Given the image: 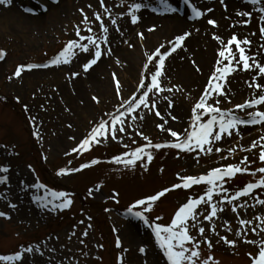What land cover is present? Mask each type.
<instances>
[{
	"label": "rangeland",
	"instance_id": "rangeland-1",
	"mask_svg": "<svg viewBox=\"0 0 264 264\" xmlns=\"http://www.w3.org/2000/svg\"><path fill=\"white\" fill-rule=\"evenodd\" d=\"M181 1H176L178 6ZM134 3L148 5L138 13L140 22L136 25L130 23L129 16ZM62 5L65 8L58 11L57 8ZM230 5L232 9L226 5L214 6L212 9H216L209 12L211 7L200 4L198 8L205 13L200 20L189 19L187 8L177 13H153L151 9L159 7V0H103V4L101 0H12L10 5H0V52L6 53L0 60V167L10 168L8 182L0 184V212L6 215V218L0 217V256L15 255L32 247L34 251L25 254L23 264H120L121 256L124 257V264H166L161 250L156 248L153 239L151 241L153 234L142 223L140 224L144 226L145 233L136 228L137 238L134 244L124 241L123 232L132 224L125 219L122 212L124 209L128 211L137 203L134 202L137 199H147V196L164 191L165 187L183 182L181 177L199 176L215 168L236 165L248 169L246 173H239L241 176L253 173L264 175L259 172L264 167V162L259 159L260 153L264 152V124L239 125L231 136L225 134L221 141L213 140L211 153L198 149L189 153L173 148L152 147L142 154L143 159L138 160L135 165L126 167L123 160L119 164L115 160L117 156L129 158L126 154L140 147L177 142L169 131H162L158 127L162 123L166 129L179 133L181 140L187 138L193 130L196 114L202 117L200 123H207L213 114L195 109L206 91L210 95L208 103L219 107L222 113L251 119L252 113L264 111V105L249 109L247 113L238 108L250 100L258 99L264 94V90L245 98L248 95H244L242 91H246V84L233 82L239 74L251 75L258 69L253 66L250 71L243 70L235 44L232 46L236 57L234 61L224 60L219 56L221 51L227 54L228 41L235 35L241 40L251 41L250 47L242 45L246 48V54L252 57L250 64L258 62L264 66V34L261 33V27L264 26L261 16L264 13L258 11L259 7L264 6V2L256 11L250 12V24L245 23L247 16L238 15L241 12L235 4ZM29 8L35 10L37 15L33 16L25 11ZM9 10L17 11L16 16L21 18L39 19V26L34 23L25 26L15 24L10 19ZM217 10L222 14L220 24L226 31L231 29L225 36L223 33L225 38L217 32V26L208 23V20L214 18L218 23ZM145 11L158 19L176 17L184 20L190 25L186 32L190 35L185 40V44L190 47L178 49L165 62V76L161 79V86L165 91L149 94L150 108L142 106L138 109L139 115L124 113V130L118 131L115 139L110 135L98 137L99 143L93 141L86 149L80 150L79 144L89 138L99 124L111 121L112 116L122 112L132 97L139 98L142 91L139 85L146 83L153 72L155 62L149 63V57L157 50L169 51L174 39L181 34H172L164 42L158 41L151 46L150 36L143 34V38L140 37L144 28L142 15ZM97 13L104 21L103 26L96 19ZM85 15L88 17L87 22ZM43 17H47V22L41 20ZM111 20H116L117 24L113 25ZM103 27L109 29V41L101 43V60L91 70L84 71L83 65L88 56L78 47L68 56L69 63H51L53 58H58L64 52L71 41L88 43L77 36V31L81 36H95L97 42H101ZM88 28L93 31L88 32ZM240 28L245 29L249 37L235 34ZM251 30L261 37V43L256 41ZM212 45H215L213 51L216 50L218 60L215 67L208 69L209 73L203 77V67L198 63L197 55L202 53L204 57ZM89 48L94 52L92 45ZM190 50L193 54L196 53L195 56L184 61V56ZM181 51L182 56L176 57ZM125 53L137 54L141 60L138 74L133 78L128 77L125 72L129 66L123 56ZM170 60L172 65L176 64L169 66L168 70ZM230 63L233 67L238 65V70L227 75L226 83L221 82L225 95L220 96L218 92H212L208 85L212 83V76L223 75L222 72L217 73L216 68L222 69ZM28 64L49 66L41 70H27L25 67L22 73L30 76L35 71L38 73L36 80L25 76L17 77V69ZM181 66L197 77L198 80L191 86L182 83L190 75H181ZM181 71L184 72V69ZM199 77L205 79L202 81ZM259 77L264 80L261 74ZM96 79L97 82L108 85L110 94L106 97L100 96L101 93L95 88ZM31 80L34 81L32 85L27 82ZM117 81L119 89L116 87ZM227 95L229 99L226 98ZM88 105L94 108V115L77 121L78 115L83 114ZM178 109L180 113L176 112ZM156 111L161 116H156ZM160 117H163V122ZM196 130L199 131V128ZM217 133L218 128L215 126L213 137ZM253 143H257L258 147L252 148ZM207 147L208 145L205 149ZM74 149L77 151H73ZM148 152L153 155L151 162L147 161ZM93 161L99 163L93 164ZM85 164L89 167L84 168ZM78 168L81 170L75 171ZM64 169H68V172L59 175ZM254 181L245 178L241 179V183H223V189L216 190L212 202L217 203L224 211H218L217 217L212 221L205 219V216L210 215L211 205L202 203L198 206L196 226L189 227L195 235L193 240L199 245L206 244L205 247L211 242L205 254L201 253L198 257L200 264H204L206 259L209 264L253 263L249 255L258 254L261 244H264V224H261V220H264V205L259 203V200L264 199V190L252 192L232 203H227L226 198L231 200L233 195ZM36 184L45 185L49 193H70L72 205L67 209H57L54 205L42 207L37 203V197L44 198L47 195L48 199L52 198L44 189L35 187ZM201 195L206 198V186L196 197L199 199ZM191 197L185 193H170L162 197L160 202L156 201L157 206L153 203L148 215L153 213L152 217L161 216L168 221L175 207L183 206ZM142 207L134 211H143ZM241 220H247L248 224H241ZM190 223L193 224L191 220ZM200 227L205 229L202 235ZM253 228L256 229L255 232L252 231ZM85 231L87 236L84 235ZM249 240L255 243H247ZM141 246L147 249L146 253L139 251Z\"/></svg>",
	"mask_w": 264,
	"mask_h": 264
},
{
	"label": "snow or ice",
	"instance_id": "snow-or-ice-1",
	"mask_svg": "<svg viewBox=\"0 0 264 264\" xmlns=\"http://www.w3.org/2000/svg\"><path fill=\"white\" fill-rule=\"evenodd\" d=\"M58 2V0H56ZM185 5H188L192 9V18L198 19L202 18L204 16V12L201 11L198 7H196L194 4L191 3V0H183ZM224 0H221V3H223ZM247 2L253 6L261 5L264 0H247ZM12 3V0H0V5H10ZM101 3L103 4V0H101ZM145 7H148V5H145L143 3H134L131 5V11L129 13L130 16V23L132 25H136L140 22V16L138 13L140 10L144 9ZM226 9V6H225ZM152 12H163V13H177L180 9L173 6L169 0H159V7H152ZM213 9L209 8L208 11H212ZM26 12H32V9H26ZM258 11L260 13H264V6L259 7ZM240 16H247V20L245 21L246 24L251 23V13H238ZM85 22H87L88 17L85 15L84 17ZM96 19L100 21V24L103 26L104 21L101 19L100 15L97 13ZM261 20H264V16H261ZM111 23L113 25L117 24L116 20H111ZM208 23L213 26H217V22L215 20H208ZM236 25H233L235 27ZM88 32H92V28L87 29ZM148 31H155L154 28H149ZM103 39L101 42H97V38L95 36H81L80 32L77 31V36L80 37L81 40H85L88 43L87 44H80L77 40H73L70 43H68L66 49L63 53L60 54V56L56 59H53L51 63L53 65H59L61 63L67 64L69 63L68 56L70 54L74 53L75 48H79L80 51L88 56L87 61L84 62L83 68L85 72H88L95 66L102 57L103 50L101 48V43H107L109 41V29L107 27H103ZM261 33L264 34V26L261 27ZM190 35V33H184L182 35L177 36L174 41L172 42V45L170 47L169 51L162 52L161 50L155 51L153 55L149 57V63L155 62L153 64V72L150 76V78L147 80L146 83L140 84L139 87L142 89V91L139 93V98L132 97L127 101L125 104L123 111L113 115L111 121L101 123L98 127H96L90 134L89 138H85L82 143L79 144V149L83 150L86 149L90 143L93 141H96L97 143L100 142L98 140V137H105L110 135L113 139L116 138V133L118 131L122 132L124 130L123 125L125 121L124 113H138V109H140L142 106L146 108H150L149 106V94H155L157 92L163 93L165 89L161 86V79L165 76V62L171 57L174 53L178 51V49H181L185 45V40ZM254 35V33H253ZM140 37L143 38V33H140ZM218 39V38H217ZM223 43V41H221ZM237 45L238 48V55L240 58V61L243 65L244 71H250L252 67L254 66L256 69L259 70L260 74L264 76V66H262L260 63H255L254 65L250 64V60H252V57L246 54V48L242 45H248L251 46V41L249 39H243L241 40L237 36H233L227 44V54L224 51H221L219 53V56L223 58L224 60L234 61L236 59L235 55L233 54V45ZM89 45H92L94 48V52L90 51ZM264 47V45H262ZM111 52V49L108 50ZM6 53L0 52V60H2L5 57ZM49 65H38V64H28L26 66L21 65L17 71L15 72V75L17 77L21 76V73L25 70V67L27 70H32L39 67H48ZM238 70L237 67H233L231 63L229 66L220 68H216L217 73H223V75H214L211 77L212 83L208 85V88L212 92H218L220 96L225 95L224 88L222 87V83H226V77L227 75L234 73ZM76 75H79V73H76ZM116 87L119 89L120 85L119 82H116ZM257 89H261V85L257 83L255 85ZM171 91V89H169ZM210 99L209 92L206 91L203 94V97L200 99V101L195 105L196 110H204L205 114L212 113V118L207 121V123H200L202 117L199 114L195 115V120L193 122V130L191 133L187 136V138L181 140L180 134L176 131H172L170 129H166L165 124H160L158 127L162 131H169L171 137L176 138L177 142L171 143V144H154L152 145L155 149H164V148H173V149H180L185 152H192L194 149H198L201 152L206 151L207 153H211L213 151L212 148V142L215 141H221L222 137L227 134V136H231L233 134V130L237 129L239 125H249V124H264V111H256L252 113L251 119L242 118L241 116H234L231 113H222L221 109L219 107H214L208 103ZM259 105H264V94H261L258 99L250 100L246 104L239 105L238 108L243 109L245 111L249 109H253ZM151 110V109H150ZM156 116H161L159 111L155 112ZM135 118V117H133ZM163 119V117H161ZM171 119L175 120L176 117H171ZM218 124V133L213 137V130L215 126ZM197 127L199 128V131H197ZM208 145V147L205 149V146ZM257 143L252 144V148H257ZM220 149H217L219 151ZM73 151H77V149H74ZM146 153V149L143 147L137 148L134 152L130 154H126L129 158L123 159L122 157L117 156L115 158L116 163H121L123 160L126 167L135 165L138 160L143 159L142 154ZM46 159V158H45ZM153 159V155L148 152L147 153V161L151 162ZM260 161L264 162V152L260 153L259 156ZM245 162H247V157H245ZM93 164L99 163V161H93ZM84 168L89 167L88 164L83 165ZM81 169H76L75 171H80ZM10 172V168L7 166L0 167V184H6L9 180V176L7 175ZM66 172H68V169L62 170L59 175H64ZM241 172H248L247 168H241L236 165H230L226 168H215L213 169L208 175H200L199 177L195 175H189L186 177H181V179L184 181V183L176 184L174 185V188H181L184 189L190 188L192 185H200L204 183L206 185V198L205 195H201L199 199H193L191 202L186 203L184 206H182L178 213L175 215V220L172 222L171 226L165 227L162 226L159 223L152 224L149 222L148 217L145 215V212H151L152 211V204L155 201L160 200L161 197L165 196L167 191H171L172 189H166L164 191H160L158 194L153 195L147 199H141L136 204H133L132 207L128 210V215L135 217L136 219L142 220L146 226L149 229H152V231L155 234L156 241L159 243L160 248L163 250V255L166 257V260L168 264H196V258L200 257L201 252L199 250H192L188 247H186V242L193 240V237L189 235V226L188 221L191 220L193 222V227L196 226V221L198 218V214L196 213V209L198 206H200L202 203L210 204V215L205 216V219L208 221H212L214 217H217L218 211L222 212L224 211L223 208H219L217 203H213V196L218 188L223 189V182L225 181V178H232L236 173ZM260 173H264V167H261L259 169ZM254 174V173H253ZM35 187L42 188L45 190L46 193H48L52 199H48L47 195L44 198L37 197V203H39L42 207L48 208L49 205H54L57 209H67L69 208L73 200L70 199V193L66 191H52L49 193V190L46 188L43 184H36ZM264 187V179H260L258 183H248L246 187L242 190L237 192L235 195L231 197V200H227V203H232V201H235L239 199L240 197H246L249 194H251L254 190L260 189ZM56 201H60L59 203H56ZM259 203L261 205H264V199L259 200ZM139 206L144 207V211H134ZM11 207H15V205H11ZM243 207V206H241ZM233 211H236L235 208H233ZM5 214L0 212V216H4ZM161 219V218H157ZM83 223V221H81ZM241 224L247 225V220H241ZM261 224H264V220H261ZM179 229V230H177ZM205 229L203 227L199 228V232L202 235L204 233ZM215 231V229H213ZM253 232L256 231L255 228L252 229ZM87 231H85L84 235L87 236ZM225 241L227 242V238L225 237ZM234 244V242H232ZM249 244L255 243L254 241H247ZM121 242V247H122ZM209 246H211V242H209ZM197 249L199 248V245L196 246ZM34 249L32 247H27L24 252H17L15 255H4L0 256V260L6 261V262H13V264H23L25 254L26 253H32ZM141 252L146 253V249L141 248ZM120 264H124V257H120ZM204 264H209V261L206 259L204 261ZM254 264H264V244H261L260 250H259V258H254Z\"/></svg>",
	"mask_w": 264,
	"mask_h": 264
},
{
	"label": "bare ground",
	"instance_id": "bare-ground-1",
	"mask_svg": "<svg viewBox=\"0 0 264 264\" xmlns=\"http://www.w3.org/2000/svg\"><path fill=\"white\" fill-rule=\"evenodd\" d=\"M176 1H178V0H171V4L176 5V3H175ZM191 2L194 5H195V3L196 4H199V3L202 4V2H204V0H202V1L201 0H191ZM216 2L217 3L215 6L224 7V5H226V6H228L229 9H232V6L230 4H235L236 7H238V10L240 12H243V13H245V11L254 12V10L256 8V7L249 5L244 0H224L223 3L219 2V1H216ZM145 4H147V3H145ZM205 5H207V4H205ZM65 6L68 7L67 4H65ZM65 6L62 5V7L61 6L58 7L57 10L60 11L62 8H65ZM9 13L8 14L10 16L11 21L15 22V24L17 23V24H21V25L25 26V25H30V24L34 23L37 26H39L38 25L39 19H33V18L31 19L29 17H24V18L22 17L24 19V21H23L21 17L16 16V15H18L17 11L11 10ZM12 14H15V15H12ZM220 14H221L220 10H217L216 15H217L218 23H217L216 30L221 36H223V33L225 36V34L226 35L229 34V32H230L229 30H231V29L228 28L226 31V28L223 27L222 23L220 24V22H221ZM142 18L144 20V23H143L144 28L141 31L144 35L150 36L149 40H150L151 46H153L154 43H158V41H159V43H162V40L164 42V40L167 39L169 36L172 37V34L175 35L176 33L180 32L181 33L180 35H182V34L186 33L188 31V29L190 28V25L185 23L184 20H182V19H179L176 17H171V18L165 17L163 19H158V18L151 17L150 13L148 11H145L143 13ZM43 19L45 20V22H47V17H43L41 20H43ZM214 20H216V19L214 18ZM1 21H2V18H0V22ZM149 28H154L155 31H148ZM245 29L240 28V29H238V31L235 34H238L240 37H249V35L245 32L246 31ZM251 31L254 33V36L256 37V41L260 42L259 39H261V37H258L253 30H251ZM224 36H223V38H225ZM194 43L197 44V42H194ZM184 46L186 48L190 47V45L187 46V44H185ZM210 47L211 48L209 49L208 53L204 57L202 56V53H199L197 55V58L199 61L198 63H200V65L203 67V72H204L203 77L206 76L207 73H209L208 69L212 68L213 66L215 67L216 61L218 60V58L216 56V50L213 51L215 49V45H212ZM181 49H179V50H181ZM181 53H182V51L180 53H177L176 57L178 56V58H179L180 55L182 56ZM195 54H193L190 50L188 52V54H186V56H184L183 60L186 61L187 59L193 58L195 56ZM123 56L125 59H127V62L129 64V66H127L125 72L127 73L128 77L133 78V76L138 74V70H139L140 63H141L140 57L137 56V54H128V53L123 54ZM175 64H173V65H175ZM173 65H172V62L170 60V62L168 63V70L170 69L169 66H173ZM181 67H183L180 69L181 75H183V76L190 75V77H188V79L186 81L183 80L182 83L184 82V83H186L187 86H191L192 84H194L193 82H196L198 80L197 77H194L193 74H190V70H188L186 68L188 70L187 71L184 66H181ZM183 69H184V72L181 71ZM259 74H260V72L258 70H256V72H254L251 75L239 74L238 76H236V80L233 81L236 84L237 83H241L244 85L246 84V91L244 89L242 91L244 95H248V97L246 96L245 98H249V97L253 96V94L255 92L257 93V92H261V90H264V86H263L264 80H262L263 77H261V78L259 77ZM24 76L26 78L28 77V78H31V79L33 78L36 80V78L38 77V73L34 71V73L32 75H30V76L24 75ZM200 79L203 81V79H205V78H200ZM32 81L33 80L27 81V82L28 83L31 82L30 84L32 85V83H34V81L33 82ZM260 81L262 82V84H260ZM257 83H259L262 86L261 89H257L255 87V85ZM107 87H108V85L106 83L97 82V79L95 80V88L98 89L99 92L101 93L100 96L106 97L107 94H110V89H108ZM226 98L229 99V96L227 95ZM93 109L94 108L91 105H88V107H86V109H84L83 114H80V115L76 114V115H78L76 120L82 121V120H84L85 116L92 117V115H94ZM176 112L180 113V109L176 110ZM160 121L163 122L161 117H160ZM137 227H139V224L134 221L131 225H129L124 230L123 237H124V241L126 243H128V244L133 243L134 244V242L137 238V231H135ZM140 229H142V228H140ZM137 230H138V228H137Z\"/></svg>",
	"mask_w": 264,
	"mask_h": 264
}]
</instances>
